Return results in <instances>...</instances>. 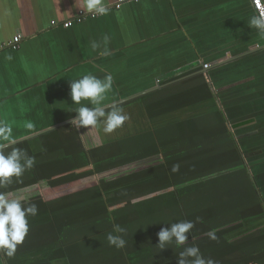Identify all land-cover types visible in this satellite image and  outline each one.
Wrapping results in <instances>:
<instances>
[{"label":"trees","instance_id":"obj_1","mask_svg":"<svg viewBox=\"0 0 264 264\" xmlns=\"http://www.w3.org/2000/svg\"><path fill=\"white\" fill-rule=\"evenodd\" d=\"M195 80L196 89L171 94L172 86L120 105L138 103L141 110L123 134L90 128L87 145L66 124L16 144L36 163L0 191L35 204L38 213L7 264H177L183 247L158 249L156 233L197 218L185 247L198 245L217 264H264L257 183L222 111L199 102L209 96L204 74ZM143 161L144 168L124 171ZM114 224L127 229L119 250L106 239Z\"/></svg>","mask_w":264,"mask_h":264},{"label":"crops","instance_id":"obj_2","mask_svg":"<svg viewBox=\"0 0 264 264\" xmlns=\"http://www.w3.org/2000/svg\"><path fill=\"white\" fill-rule=\"evenodd\" d=\"M116 2L104 0L107 15L78 23L77 0H0V43L22 35L20 48L0 51V120L12 124L16 144L74 118L70 80L110 73L105 103L120 106L172 86L171 94L196 89L204 74L209 96L199 102L222 111L264 205V37L247 25L250 0ZM137 104L121 107L127 121L141 113ZM258 222L264 226V213Z\"/></svg>","mask_w":264,"mask_h":264},{"label":"clouds","instance_id":"obj_3","mask_svg":"<svg viewBox=\"0 0 264 264\" xmlns=\"http://www.w3.org/2000/svg\"><path fill=\"white\" fill-rule=\"evenodd\" d=\"M77 4L82 12L91 13L93 16L107 15L109 12L104 0H77ZM250 6L255 11L247 21V25L264 37V5H261L260 0H250ZM67 26L66 24L65 27ZM92 46L93 48L97 47L95 43ZM113 83V76L110 73L106 74L103 79L88 74L79 79L70 80L71 101L73 104L79 105L72 109L76 113L70 120L72 127L78 131L81 128L87 130L99 128L105 135L112 134L123 127L130 118L129 115L118 103L111 105L105 103ZM82 101L88 103L84 104ZM24 127L31 132L34 129V124L27 122ZM13 132L12 124L0 120V189L11 184L13 178L19 181L25 171L33 168L36 163L35 157L29 155L25 149L15 147L17 141ZM179 169L180 165L174 164L170 171L176 173ZM37 213L38 208L35 204L9 198L8 195L0 191V264H5L6 258L10 259L16 255L18 246L24 243L29 233L28 218L36 216ZM199 221L200 218H197V221L179 220L167 223L170 226L161 227L156 233L157 248L162 250L173 244L176 248L183 247V250L177 255V264H217L214 259L205 258L198 245L192 244L185 247L189 241V234L195 227V223ZM126 234V228L120 224H114L112 231L106 235L108 245L117 250L124 248L127 244L124 238ZM206 235L211 240L217 239L215 230H209Z\"/></svg>","mask_w":264,"mask_h":264},{"label":"built area","instance_id":"obj_4","mask_svg":"<svg viewBox=\"0 0 264 264\" xmlns=\"http://www.w3.org/2000/svg\"><path fill=\"white\" fill-rule=\"evenodd\" d=\"M133 1H139V0H117V2L115 3L114 7L116 9H120L123 4L128 3V2H133ZM260 2H261V5H264V0H260ZM87 16L96 17L97 15L96 16H93L91 13H85V12H82L80 10L78 16L75 18L74 21L80 23ZM52 23L55 24L56 22H52ZM72 23H73V21L68 20V21L64 22L63 26L65 27V25L67 24L68 26L66 28H69L72 25ZM21 39H22V35L21 34H18L12 40H9L7 42L0 43V51H2L5 48H8V47L13 48V49L20 48ZM208 67H209V64H204V68H208Z\"/></svg>","mask_w":264,"mask_h":264},{"label":"rangeland","instance_id":"obj_5","mask_svg":"<svg viewBox=\"0 0 264 264\" xmlns=\"http://www.w3.org/2000/svg\"><path fill=\"white\" fill-rule=\"evenodd\" d=\"M137 107H138V106H137ZM126 122H127L128 124H127ZM126 122H125L126 125L124 124L123 127L117 129L118 132L115 131V132H113L112 134L105 135V136L108 137V136L120 135V134H123L125 131L132 130V129H133L132 122L130 121V124H129V121H126ZM88 130H89V129H88ZM88 130H86V131H85V129H82V130H81V133L83 134L82 136H83V138H84V140H85V142H86L87 145H89V143L92 142V140H91V141L88 140V137L90 136ZM87 134H88V135H87ZM89 138H90V137H89ZM88 141H89V143H88ZM141 164H142V163H140V166H142ZM129 170H131L130 167H129L127 170H124V171H129ZM255 170L257 171V169H255ZM122 172H123V171H122ZM110 174H111L110 172H108V173H104V174H102V175H98V176H96L95 178H96V179H100V178H102V177H110ZM117 174H119V173H117ZM117 174H116V175H117ZM111 176H114V175H111ZM34 192H35V191L31 192V194L34 193Z\"/></svg>","mask_w":264,"mask_h":264},{"label":"water","instance_id":"obj_6","mask_svg":"<svg viewBox=\"0 0 264 264\" xmlns=\"http://www.w3.org/2000/svg\"><path fill=\"white\" fill-rule=\"evenodd\" d=\"M149 91H151V90H149ZM66 124H70V121H69V122H64V123H62V124H59V125L53 126V127L49 128V129H46V130L40 131V132H39V135L42 134V133H44V132H46V131L53 130V129H55V128L61 126V125H66ZM20 141H21V140H20Z\"/></svg>","mask_w":264,"mask_h":264}]
</instances>
